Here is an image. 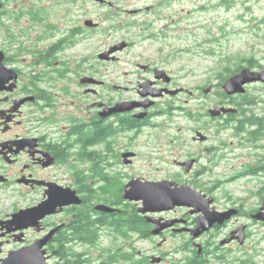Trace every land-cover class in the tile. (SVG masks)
<instances>
[{"label": "flooded vegetation", "instance_id": "obj_1", "mask_svg": "<svg viewBox=\"0 0 264 264\" xmlns=\"http://www.w3.org/2000/svg\"><path fill=\"white\" fill-rule=\"evenodd\" d=\"M91 1L104 8V19L111 22L119 17L123 1L136 6L121 9L132 17L166 12L172 5V0L138 7L145 0ZM67 7L54 11L53 22L46 25L39 0H0V263L10 253L40 243L46 264H232V244L243 246L249 237L242 225L244 242L232 239L241 227L232 221L247 215L264 226L252 218L264 200V97L249 91L259 84L264 92V83H248L244 93L230 96L232 102L227 97L213 106L232 112L212 117L207 108L204 114L214 128L232 125L231 137L254 151L246 155L239 174L260 177V206L246 213L241 205H232V199L219 202L214 191L220 183L207 187L199 181L216 165L218 148L215 135L201 127L189 141L177 136L168 140L180 141L170 149L175 154L171 161L158 157L155 170L174 176L138 177L191 185L200 192V202L141 214L142 201L124 198L126 183L136 178L126 181L125 170L136 164L139 139L158 127L157 119L171 121L172 111L184 110L175 101L186 90L173 86L174 77L163 65L166 58L136 62L140 79L134 95L110 85L105 70H94L91 56L67 55L100 26L86 14L78 20L77 10ZM86 20L98 25L89 26ZM118 21L112 28L126 24L148 29L154 24L147 18ZM118 43L132 44L121 41L109 48ZM118 52L97 58L117 62ZM44 202H50L42 210L46 213L30 223L28 211ZM141 241L148 242V252L139 249Z\"/></svg>", "mask_w": 264, "mask_h": 264}, {"label": "rangeland", "instance_id": "obj_2", "mask_svg": "<svg viewBox=\"0 0 264 264\" xmlns=\"http://www.w3.org/2000/svg\"><path fill=\"white\" fill-rule=\"evenodd\" d=\"M151 1L155 0H145L137 7L144 6L145 2L149 5ZM121 3L119 17L115 20L113 16L114 22H111L104 19V8L91 0H39L45 10L46 25L48 21L53 22V12L59 7L62 11L65 4H68L67 8L77 10L75 14L80 15L78 20L86 14V17L100 23L99 29L87 41L66 53L91 56L94 70H105V80L110 85L127 88L123 91L126 96L135 94L133 88L140 79L136 62L155 60L160 63L164 58L167 59L163 63L165 69L174 77L173 86L186 90L175 101V106L184 110L172 111L171 121L157 119L158 127L147 130L140 137L137 146L139 157L134 166L125 168V180L130 177L155 179L174 176L155 170L159 164L158 157L168 161L175 157L169 152L177 143H169L168 140L177 136L189 141L195 129L204 127L206 134L215 135L214 143L218 148L213 157L216 165L199 181L207 187L220 183L214 191L219 202L232 199V205H241L244 212L250 213L261 203L257 195L261 187L260 177L240 175L239 172L240 165L248 160L246 155L253 150L231 137V126L214 128L215 123L208 125V116L204 114L207 108L224 100L222 84L233 69L239 65L245 68L249 62L264 67V0H172L171 8L166 12L150 13L147 17L128 15L121 9L136 6H128L126 1ZM145 18L154 21L148 29L128 27L126 24L112 28L118 20L139 23ZM121 41L132 44L118 52L117 62H101L97 58L109 45ZM48 44L47 41L45 45ZM219 74L226 79L222 80ZM209 87L210 90L205 93L204 89ZM261 90L259 84L249 87L250 93L264 97ZM186 111L195 119L186 117ZM160 166L164 168L168 165ZM236 224L244 225L245 229L247 226L249 237L243 246L237 242L232 244V264H264V226L247 215L237 216L232 226ZM138 246L141 252H148V242L141 241Z\"/></svg>", "mask_w": 264, "mask_h": 264}, {"label": "water", "instance_id": "obj_3", "mask_svg": "<svg viewBox=\"0 0 264 264\" xmlns=\"http://www.w3.org/2000/svg\"><path fill=\"white\" fill-rule=\"evenodd\" d=\"M86 24L89 26H97L98 24L92 20H86ZM125 43H118L116 46L110 47L105 52L99 54L101 59H106L108 55H111L117 51L125 48ZM159 73H164L163 70L158 69ZM264 83V67L259 71L251 70L247 67L242 68L238 73L230 75L222 84L223 91L226 95L232 96L238 93L245 92V85L252 82ZM209 88L204 89V92H208ZM179 90L171 91V94L177 93ZM142 95H146L141 92ZM152 95L155 97L157 94ZM149 105H144L148 107ZM130 108H125L128 110ZM230 107L215 106L209 109V114L212 117L219 116L221 113L226 114L232 112ZM145 113H142L140 117H143ZM199 134V133H198ZM129 156V153L125 154V158ZM191 163V162H189ZM190 165V164H189ZM200 192L194 189L191 185H178L171 180L150 181L146 179H140L138 177L130 179L124 190V198L130 201H142L140 202L139 212L141 214H147L153 210H166L174 207L175 205H192L195 202H200ZM210 202V199L207 201ZM50 202H44L35 209H31L29 212L30 223H34L36 219L42 217V211L48 207ZM106 210H113L110 207L100 206ZM236 212L232 210V215ZM252 218L264 222V200L259 210L252 215ZM21 219V217H20ZM239 234L232 236L236 238L240 244L244 242V227L241 226ZM45 241V240H43ZM41 244L36 243L32 246L18 250L17 252L10 253L6 258L2 259L0 264H46L43 251L40 248Z\"/></svg>", "mask_w": 264, "mask_h": 264}, {"label": "trees", "instance_id": "obj_4", "mask_svg": "<svg viewBox=\"0 0 264 264\" xmlns=\"http://www.w3.org/2000/svg\"><path fill=\"white\" fill-rule=\"evenodd\" d=\"M74 43H76V42H74ZM47 53V52H46ZM250 66L251 65H255L254 64V62H249L248 63ZM241 68H243V66H241V65H239V66H237L235 69H233L231 72H230V74L232 75V74H234V72H236L237 70H239V69H241ZM219 76L221 77V79L222 80H224V79H226V76L224 77L222 74H219ZM223 95V99H225V98H231L230 96H227L225 93H223L222 94ZM231 102H232V98H231ZM190 115H192L191 113H190ZM228 126H231L232 127V125H224V124H222L221 125V128H226V127H228ZM127 209L129 208L128 206L126 207ZM132 208V207H131ZM132 210H133V208H132ZM143 222V221H142Z\"/></svg>", "mask_w": 264, "mask_h": 264}]
</instances>
